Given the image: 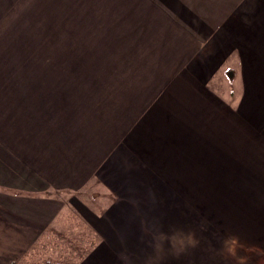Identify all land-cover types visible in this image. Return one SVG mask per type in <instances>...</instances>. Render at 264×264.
I'll list each match as a JSON object with an SVG mask.
<instances>
[{
  "label": "crops",
  "instance_id": "crops-1",
  "mask_svg": "<svg viewBox=\"0 0 264 264\" xmlns=\"http://www.w3.org/2000/svg\"><path fill=\"white\" fill-rule=\"evenodd\" d=\"M246 1L0 0V264L87 197L98 240L77 264H264L263 8L229 99L193 48ZM26 45L50 85H9Z\"/></svg>",
  "mask_w": 264,
  "mask_h": 264
},
{
  "label": "rangeland",
  "instance_id": "rangeland-1",
  "mask_svg": "<svg viewBox=\"0 0 264 264\" xmlns=\"http://www.w3.org/2000/svg\"><path fill=\"white\" fill-rule=\"evenodd\" d=\"M257 6H261L263 8L262 10L264 16V0L246 1L245 4L242 3L241 6L239 5V11H240L239 13L241 15L244 14L245 18L244 19L240 18L241 16L237 15L239 19H234V22L232 24H229V6L227 7L228 9L225 11L223 9H218L216 7L213 10V12L211 11L209 12L210 14L214 13L213 16H219L221 14L222 17L221 21H219V23H216L217 21L216 22L214 21V24H212L211 27L212 29L207 25V23H200L201 25H203L202 28L204 29H200L199 26L196 28L197 29L196 32H198L197 34L200 36L198 37L197 42L198 43L201 42L202 44L200 47H198L199 48L198 50H197L198 43H196L193 48L196 50L195 54L198 56V59L201 61L203 60L198 65H202L206 67V70H208L207 72H205L206 74L212 73L214 70L217 69V72L210 78L209 85L214 89L217 88L219 93H222V96L227 97V99H229V88H234V81H237L238 79L237 72H239L240 69V62H238V59L239 57H241L240 54L242 47L243 46L247 47L246 48L247 54H251L249 52L250 48H248L249 46L245 42L246 39H244L243 42V35L247 33V43H248L249 41L248 36L252 33V31L249 30L253 28V26L249 27L252 20L251 19L252 15H250L249 12L254 7ZM60 21L61 19H57V22ZM245 24L246 27L244 28ZM26 33L28 34L29 32ZM205 33L210 35V37L207 35L208 39H206ZM11 42L15 44L18 43L17 38L16 40H12ZM32 49L33 47L27 45L25 47H17V46L10 47V59L7 61V63H5V66L6 64L8 66L7 68L8 71H10V73L8 74L9 79L7 80L9 82V85H17V86L35 85L34 84L35 81H36V85H41V86L50 85L49 82H51V80L50 78L48 79L47 76L49 77L51 71L55 70V63L53 62L51 63L49 61L50 55L48 53V50L47 53L45 54L40 53L41 62H37L38 61L37 58H39L38 53L36 55V60L34 57L28 56L29 54L28 51ZM208 60H210L209 64H207L206 62ZM25 76L27 78H21ZM38 76H41V78H38ZM53 76H55V74H53ZM4 81H6V79H4ZM57 85H63V86L66 85V80L57 79ZM17 192L18 191L16 192L8 191L5 193L10 194V196H13L16 195L15 193ZM20 192L24 193L22 191ZM55 193H58L57 196L59 197V199L66 200L65 191L60 190ZM55 193H53L52 195L56 198ZM87 201L88 202H85L86 207L84 208L79 207L78 210L76 208H72L77 206H73L70 202H67V205L66 204L63 205V207L57 213L58 214L57 220H59L60 222L58 223L59 226L57 227V229H55L54 227H51V229H54L59 232L64 231L67 234L72 233L73 234L72 236H77L75 234L79 233V231L80 234L78 236H81V232L85 231L90 236L91 240L93 239L96 242L98 238L95 235V231L93 227L91 226L92 225L91 222L84 220L80 212L83 210L85 211V213H87L86 211H88L89 213L92 214L93 210L97 209L94 205L95 202H91V199L89 197H87ZM0 205H2L1 202ZM72 217H75V219L73 220ZM76 219L80 222L82 227H84L83 229L82 227H78L77 225L74 224ZM90 219L91 221H94V218L90 217ZM212 240L217 242L219 246L222 245V248H226L225 239H221V238L219 240L214 238L202 239V244H206V242H211ZM87 242H90V240L86 241V243ZM187 243L190 246H194V245H198L200 241H195L192 243L187 241ZM90 249L91 247L85 245V247L83 248V252L85 251L86 253L85 256L88 254Z\"/></svg>",
  "mask_w": 264,
  "mask_h": 264
},
{
  "label": "trees",
  "instance_id": "trees-1",
  "mask_svg": "<svg viewBox=\"0 0 264 264\" xmlns=\"http://www.w3.org/2000/svg\"><path fill=\"white\" fill-rule=\"evenodd\" d=\"M74 220L75 217H72ZM78 227H82L76 219L74 222ZM84 227H82L83 229ZM67 234L66 232L56 231L48 228L45 230L32 246L12 264H77L85 256L83 248L85 245L92 247L95 240L85 232ZM90 240V242L86 241ZM71 247V248H69ZM77 249V250H76Z\"/></svg>",
  "mask_w": 264,
  "mask_h": 264
}]
</instances>
